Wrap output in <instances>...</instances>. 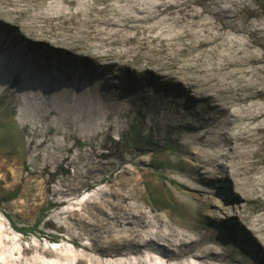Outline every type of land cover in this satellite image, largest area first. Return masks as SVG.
<instances>
[{"label": "rangeland", "instance_id": "1", "mask_svg": "<svg viewBox=\"0 0 264 264\" xmlns=\"http://www.w3.org/2000/svg\"><path fill=\"white\" fill-rule=\"evenodd\" d=\"M181 3L0 0L4 33L0 48L8 44L32 67L45 57L29 55L26 46L45 50L51 58L50 71L30 68L22 89L26 116H50L51 129L34 138L29 163L24 150L17 153L24 170L14 159H0V207L6 205L13 214L33 221L41 204L51 201L55 209L49 227L59 234L56 243L17 237L0 218V264H254V260L230 258L229 250L216 245L212 237L199 238L188 230L182 206L191 201L189 194L201 193L209 221L240 227L264 255V132L258 136L264 131V103L246 94L252 68L264 77V59H258L255 47L246 45L240 35L218 31L199 5ZM253 6L264 15V0H254ZM244 11L246 18L254 17V11ZM16 37L24 48H16ZM67 55L78 64L91 63L98 71L107 67L148 71L192 96L207 98L211 106L229 115L224 138L228 150L222 144L212 150L202 147L167 178L149 175L148 157H133V163L125 155L136 152L133 145L150 142L160 147L158 151L167 150L161 145L173 142L169 140L173 136L164 130L151 136L153 131L137 123L125 126L114 112L119 108L112 104L73 105L67 100L74 93L70 85L80 91L74 93L79 102L91 96V87L86 80L79 84L74 68L63 75L51 71L54 65L63 66L59 57ZM4 60L0 55V91L12 69ZM56 75L62 77L61 85L52 82ZM262 84L254 90H264ZM70 114L74 116L71 130L78 137L103 134L105 140L97 149L72 140L67 128ZM133 136L138 141L131 143ZM221 136L218 129L210 138ZM118 138L122 143L113 145ZM161 157L164 161L167 155ZM30 170L39 177L21 179ZM218 170L224 171L223 182L216 183L217 188L206 186ZM179 183L186 193L175 185ZM7 190L11 196H6ZM44 197L49 201L42 202Z\"/></svg>", "mask_w": 264, "mask_h": 264}, {"label": "trees", "instance_id": "2", "mask_svg": "<svg viewBox=\"0 0 264 264\" xmlns=\"http://www.w3.org/2000/svg\"><path fill=\"white\" fill-rule=\"evenodd\" d=\"M187 4L199 5L200 9L208 14V18L212 19L218 31L222 30L231 32L234 35H240L246 45L255 47L258 59H264V15L258 13L254 8V0H182L180 6L185 7ZM247 9L255 12L253 18L248 19L245 17L243 12ZM2 30L3 28L0 25V38L4 36V33L1 32ZM25 49L33 57L38 54L43 55L45 57L44 61L34 63L32 67L28 63V59L19 57V54H16L14 50L12 51L11 46L8 47V44L0 48V55L5 56L6 65L13 69L7 76V84L0 91V159H14L22 170H24L25 166L19 163L21 157L18 154L24 150L26 153L25 160L29 163L27 154L34 138L41 131L46 134L51 129V126L48 125L50 116H38L30 112L29 116H26L27 103L22 95L24 82L28 77L30 68L32 67L31 70L45 72V70L49 69L51 58H49L47 51L32 45L27 46ZM70 58L60 56L59 59L63 61V66L54 65L51 71L63 75L70 71V68H74L78 76L77 79H80L79 84H83L82 82L86 80L87 86L91 87L90 91L87 90L88 94L91 92V96L85 97L79 102L75 99L77 96L74 93L80 91L78 89L74 90L73 86L70 85L69 89L73 90L74 93L67 95V100L70 99L73 105H77V103L92 106L96 103L112 104V106L119 108L114 112L119 113L118 117L124 122L125 126L130 127L132 124L137 123L144 129L153 131L151 136H154L155 132L160 134V130H164V134L167 132L173 136L169 140L174 143L164 141L161 145L162 148L167 150L158 151L160 147L158 148L157 144L150 142V144L133 145L132 148H136V152H128V155H125L133 163L136 160L133 157H148L150 161L148 165L151 169L149 175L167 178L168 173L180 170L181 165L187 161L193 150L202 149V147L212 150L222 144L223 148L228 150V142L224 138L225 132L228 130V122L230 121L229 115L223 110L211 106L207 98L192 96L178 84L158 79L148 71L145 73H132L123 68L114 70L108 67L98 71L89 62L78 64L76 60ZM252 70L253 72L248 77L250 85L246 94H254L255 96L248 98L253 100L255 97L264 103V90H254L255 85H258L260 81H263L262 85L264 86V77L259 69L252 68ZM61 78L56 75L52 82L60 84L62 82ZM79 87L81 86L79 85ZM73 118L74 116L71 114L67 118L71 124L67 128L72 133H70L72 140L76 144L80 143L91 149H97L99 147L98 143L101 140H105L103 134L96 136V138L83 139L78 137L77 131L71 130ZM62 125L65 126V123L63 122ZM261 126L264 127V123ZM123 129L124 127L121 128L119 135H122ZM218 129H220L221 138L211 139L210 135ZM151 132L147 134L148 137H150ZM259 132L264 131H258V136H262ZM203 137L207 138L205 142H203ZM117 141H114L113 145L122 143L119 138ZM134 141H138L135 136L129 140L131 143ZM217 154L219 155V153H216L215 156ZM163 155L168 157L164 158V161H162L161 157ZM218 171L217 174H213L209 178L206 186L212 185L217 188L216 183L219 181L223 182L222 175L224 171ZM30 177H39V175L30 170L26 177L22 178L21 176V179L26 180ZM175 185L179 190L186 193L183 189L186 188L184 185L180 183ZM9 195L11 196L12 192H9L6 196ZM189 196L191 201L182 206V213L185 216L184 218H186L187 227L191 233L199 238L212 237L216 245L229 250L230 258L239 257L245 262L254 260V264H264V255L259 254L255 250L257 245L250 240L247 232L234 224L229 225L225 222L215 224L209 221L205 216L203 207V197L205 195L201 193L198 196L190 194ZM46 201H49V199L44 197L42 202ZM54 209L55 206L51 201L45 206L41 204L36 218L31 221L24 216L13 214L6 209L5 205V207H0V218L17 237L46 238L50 243H56L59 234L52 232L49 227V221ZM44 215L46 217L42 218ZM30 222L32 223L30 224Z\"/></svg>", "mask_w": 264, "mask_h": 264}, {"label": "bare ground", "instance_id": "3", "mask_svg": "<svg viewBox=\"0 0 264 264\" xmlns=\"http://www.w3.org/2000/svg\"><path fill=\"white\" fill-rule=\"evenodd\" d=\"M16 34V33H15ZM15 37V36H14ZM17 40H19V38L18 37H16V39H15V42H16V48H24V46H25V44H23L21 47L19 46L20 45V42H21V39L19 40V41H17ZM48 42V41H47ZM27 47V46H26ZM17 50V49H16ZM24 53V52H23ZM47 53V52H46ZM60 53V52H59ZM68 56V55H67ZM69 57V56H68ZM54 58V57H53ZM56 58V57H55ZM63 59V58H62ZM71 59V58H70ZM54 60V59H53ZM67 61V60H66Z\"/></svg>", "mask_w": 264, "mask_h": 264}]
</instances>
